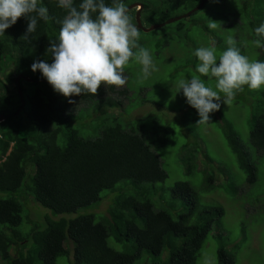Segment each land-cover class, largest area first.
Here are the masks:
<instances>
[{
    "label": "trees",
    "instance_id": "1",
    "mask_svg": "<svg viewBox=\"0 0 264 264\" xmlns=\"http://www.w3.org/2000/svg\"><path fill=\"white\" fill-rule=\"evenodd\" d=\"M80 2L74 0V6L78 7ZM122 2L126 6L140 3L141 13L155 14L150 2ZM162 2L168 12L179 9L186 13L201 0ZM105 3L111 6L112 0H105ZM38 6H45L51 19L47 22L38 20L36 31L30 37L31 43L21 38L28 23L24 17L0 36V81L13 87L9 91L0 87V114L10 115L0 123V192L14 194L29 178L32 184L27 192L31 199L58 215L75 213L96 204L104 191H114L121 181L131 184L135 194H119L109 207L107 216L97 219L91 214L82 215L72 220L48 223L44 231L35 228L26 235L33 244L26 253L23 252L25 236L16 231L22 222V206L13 196L0 199V260L7 264H56L58 258L69 256V249H72L70 264H135L143 253L159 258L163 250H167L168 258L161 264H195L213 226L220 225L223 207L220 204H199L187 182H176L170 189L171 198L166 207L177 211L175 203L170 202L173 200L178 201L184 210L176 219L168 210L153 207L144 187L155 189L154 184L163 183L167 173L152 144L146 142L145 135L151 133V128L147 127L150 116L123 125L118 115L111 117L104 113V108L122 106V101L113 95L132 102L127 81L122 88L101 85L95 96L85 94L68 98L42 82L47 80L39 70L32 72L31 65L39 61L53 62L47 49L49 41H58L59 21L66 15V10L57 6V0H39ZM208 7L216 12L214 17L220 20V24L231 29L228 37L236 41L235 47L240 52L250 49L246 42L248 39L251 42L259 39L264 45V37L255 34V29L264 24V0H207L189 17ZM131 14L134 16L135 10ZM147 19L150 26L156 23L151 16ZM132 22L136 26L135 18ZM223 40V37H217L215 46L227 49L229 45L223 46ZM256 52V61L264 62V46L256 47ZM191 63L195 65L196 59ZM18 75L34 82L19 80L25 106L14 115L21 105L14 83ZM249 93L253 108L249 142L255 154L263 156L264 87L258 91L249 90ZM69 99L72 104L68 103ZM146 103L157 104L142 100L133 109ZM91 105L96 109L95 113L100 112L97 118L101 120L99 136L94 139L84 138L79 125L74 126L78 118L75 114L88 111ZM191 112H194L192 117H183V126L197 137V128L201 124L197 123V111L191 107ZM217 113L222 137L235 155L238 167L245 175V183L255 184L257 168L251 153L232 124L220 110ZM154 129L153 135L157 136L159 144L169 143L173 134L169 126L155 125ZM206 180L212 183L213 177L208 176ZM158 191L161 193L163 190L160 188ZM110 240L126 249H113L109 246ZM66 241H69L68 249ZM217 258L218 264H235L234 255L226 251L225 244L218 248Z\"/></svg>",
    "mask_w": 264,
    "mask_h": 264
},
{
    "label": "rangeland",
    "instance_id": "2",
    "mask_svg": "<svg viewBox=\"0 0 264 264\" xmlns=\"http://www.w3.org/2000/svg\"><path fill=\"white\" fill-rule=\"evenodd\" d=\"M143 1L150 2L155 9V14L141 13L140 20L145 28L150 26L147 19L149 16L154 18L155 24H160L185 14L179 9L172 12L166 11L162 0ZM211 9L212 7H208L192 17L166 24L151 32H144L137 28L140 33L138 44L150 51L156 70L152 71L146 80H142V66L133 58L123 73V76H126L132 102L129 103V100L113 95L122 101V106L104 108V113L106 112L111 117L118 115L123 125L128 124L129 121L150 116L147 127L151 128V133L145 135L146 142L152 144L167 173V178L163 183L154 184L155 189L144 187L155 209L168 210L173 219H176L179 213L184 212L178 201L170 200L175 203L177 211H171L166 207L171 198L170 189L176 182L189 183L202 206L220 204L223 207L224 215L220 225L213 226L211 234L200 249L195 264H218L217 251L222 244H225V249L229 254L234 255L235 264H264V155L257 156L249 142L253 112L249 89L245 86L246 89L237 92L234 99L221 106L220 112L232 124L241 142L252 155L257 168L255 184L245 183V175L238 167L235 155L226 146L222 137L217 112L210 114L209 123L198 126L197 131L200 136L196 137L183 126V117L190 118L194 112H191V107L187 104L182 91L179 92L176 86L177 81L181 78L190 79L193 75H199L195 71L199 64L194 55L197 48L214 46L219 54L226 49L215 46L216 38L223 37L222 45L227 46L226 41L231 32L226 25L218 22L219 19L214 17L216 12ZM166 16H170L169 19H165ZM130 18H135V14ZM224 21L223 18L222 22ZM213 23H215V28L212 27ZM207 28L211 31L209 32ZM246 42L250 44V49L241 54L247 56L250 61H256V46L252 45L250 39ZM136 51L137 49H133L134 53ZM194 59H196L195 65L191 63ZM200 79L206 86L216 90L215 78L201 76ZM0 87L5 91L13 88L3 81H0ZM223 99V94H221V100ZM142 100L154 101L157 104L146 103L134 110L133 107ZM182 107L185 108L180 110L179 108ZM95 111L96 109H93L91 105L88 111L75 114V118H78L74 126L79 125L84 138L94 139L99 136L98 128L101 120L97 117H100V112L95 113ZM155 125H167L172 129L173 134L169 143L159 144L157 142V136L153 135ZM208 176L213 177L212 183L206 180ZM31 184V180L26 178L16 193L0 192V199L13 196L22 206V222L16 231L25 236V250H23L25 253L33 247L30 237L26 235L35 228L38 231H44L48 223L61 219L72 220L82 215L91 214L97 219L107 216L109 207L119 194H135L131 184L121 181L116 184L114 191H104L101 195L102 199L96 204L79 209L75 213L58 215L31 199L27 192ZM160 188L163 190L161 193L158 191ZM6 232L9 234L8 231ZM67 245L69 241L65 242L68 249ZM109 246L117 251L126 249L125 246L116 244L112 240L109 241ZM69 251L70 255L58 258L56 264H70L72 249ZM167 258V250H163L159 258L143 253L141 260L135 264H161ZM0 264L7 263L0 260Z\"/></svg>",
    "mask_w": 264,
    "mask_h": 264
},
{
    "label": "clouds",
    "instance_id": "3",
    "mask_svg": "<svg viewBox=\"0 0 264 264\" xmlns=\"http://www.w3.org/2000/svg\"><path fill=\"white\" fill-rule=\"evenodd\" d=\"M38 2L0 0V36L24 17L28 23L21 38L31 43L38 20L51 19L48 9L38 6ZM57 6L66 10V15L59 21L58 41H49L47 53L53 62L39 61L31 65V71L39 70L54 92L68 98L95 96L101 85L122 87L126 83L123 73L133 58L142 66V80L156 70L150 51L138 44L140 33L130 18L139 6L129 12L122 0H112L111 6L105 0H81L78 7L74 6V0H57ZM212 27L215 28V23ZM255 34L264 37V24L255 29ZM226 43L229 47L219 54L214 46L197 48L194 55L199 64L195 71L199 75L177 81L179 92L182 91L187 104L197 111L198 124L209 123L210 114L219 111L245 86L252 91L264 87V62L250 61L242 55L232 37ZM252 43L256 47L264 46L259 39ZM133 49L137 51L134 53ZM201 76L215 78L216 90L206 86ZM68 103L73 101L69 99Z\"/></svg>",
    "mask_w": 264,
    "mask_h": 264
},
{
    "label": "water",
    "instance_id": "4",
    "mask_svg": "<svg viewBox=\"0 0 264 264\" xmlns=\"http://www.w3.org/2000/svg\"><path fill=\"white\" fill-rule=\"evenodd\" d=\"M207 0H201V2L196 6L194 7L193 9H191L190 11H188L187 13L181 15V16H177V17H174V18H171L163 23H160V24H153L151 26H149L148 28H145L142 23H141V20H140V11H141V8H142V5L140 3H133V4H130L129 6H127V10L128 12L135 8L136 6H139V9L136 10V14H135V22H136V27L138 29H141L143 30L144 32H151L157 28H160L166 24H170V23H174V22H177V21H180L182 19H185V18H188L189 16H191L193 13L197 12L198 10H200L202 8V6L204 5V3L206 2ZM20 79H23L25 82H28V83H31V82H34V80L32 79H29L28 77H24L23 75H18L15 80H14V83L15 85L17 86V91H18V94H19V98L21 100V105L18 107L17 111L14 113V115H17L19 113V111L25 106V102L23 100V97H22V93H21V90L19 88V80ZM42 82L46 83L47 85H49L47 83V81H43ZM49 87H51L49 85ZM52 88V87H51ZM10 115H5V114H0V123L3 122L6 118H8Z\"/></svg>",
    "mask_w": 264,
    "mask_h": 264
}]
</instances>
